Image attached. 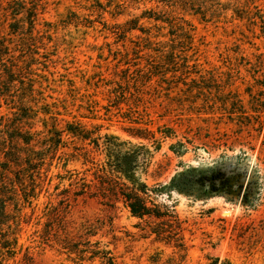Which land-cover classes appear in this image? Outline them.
Listing matches in <instances>:
<instances>
[{"label": "rangeland", "instance_id": "374dc122", "mask_svg": "<svg viewBox=\"0 0 264 264\" xmlns=\"http://www.w3.org/2000/svg\"><path fill=\"white\" fill-rule=\"evenodd\" d=\"M34 9L39 19L30 36ZM12 10L22 11L18 19L25 22H15ZM257 10L264 11V0H0V42L29 85L0 91V120L22 109L32 120L17 119L28 121L24 128L32 133L43 131L44 118H56L59 130L78 123L94 137L146 146L150 165L129 173L150 187L169 185L156 203L174 207L186 247L179 252L149 236L150 227L121 202L75 199L105 155L87 147L96 165L63 169V153L85 148L66 137L68 148L46 166L38 199L25 208L8 206L21 222L22 252L4 264H21L26 250L33 264H90L53 241H85L90 233L117 264H152L157 254L180 264H264V36L251 16ZM151 11L158 22L148 20ZM142 28H151L158 38L148 40L157 45L147 43ZM61 201L62 228L42 244L35 232L46 222L45 208Z\"/></svg>", "mask_w": 264, "mask_h": 264}, {"label": "trees", "instance_id": "16d2710c", "mask_svg": "<svg viewBox=\"0 0 264 264\" xmlns=\"http://www.w3.org/2000/svg\"><path fill=\"white\" fill-rule=\"evenodd\" d=\"M12 12L15 22H25L24 18L18 19L23 14L22 11L18 10L14 13L12 10ZM150 13L152 17L148 20L158 22L159 16L153 17V11ZM235 13L240 15L238 11H235ZM31 14L27 19L31 29L30 36L33 35L32 32L39 19L37 9H34ZM241 14H243V18L247 19L244 11L241 10ZM254 14L262 23L261 34L264 36V11L257 10L251 16ZM252 19L255 20L254 17ZM130 23L137 26L138 20H132ZM167 24L173 25V22L167 21ZM180 26L178 23L177 27ZM139 30L148 36L146 40L148 44H158L148 40L149 38H158L157 35L151 33V28ZM8 57H10L9 48L0 42V68H2L0 69V91L6 90V93L9 94L17 89L18 85L25 88H28L29 85L25 82V79L18 78L19 73L23 72V67L8 63ZM5 75L7 78H5ZM5 96L7 95L3 94V97ZM20 104L23 106V102ZM9 106L10 109H17L14 107L16 105ZM41 113L45 116H53L51 110L42 108ZM14 114L15 118L13 119L0 120V129L3 128V131H0V133H3L1 137H5H2L0 141V156L4 159L0 165V264H4L5 260L15 261L16 257L22 252L17 236V230L21 222L13 219V216L6 212L8 206L17 207L22 205L25 208L31 206L38 199V192L42 189L41 178L42 176L48 178L49 170L46 169V166L48 163L53 162L62 148H68L69 144L65 139L66 137L83 142L85 148L83 150L73 147L74 152L63 153V156H66V158H63L65 160L63 169L66 168L68 163H81L83 166L89 163L96 165V163L89 161L87 147H92L96 151L101 149V152L105 155V162L101 167L97 166V169L92 173L93 181L90 183L83 182L80 190L74 193L75 199L83 195H89L90 198H100L106 205L121 202L133 217L143 221L150 227L149 236H155L156 240L173 245L179 252L185 251L183 222L179 219L174 207L160 206L156 203V198L161 197L164 194L163 191L168 189L169 185L158 184L150 187L145 182L137 183L135 176L129 173V168H139L142 163L150 165L152 155L146 146L122 142L119 138L113 136L94 137L93 133H85L78 123H67L66 130H59L55 123V117L53 123H48L44 118L43 131L32 133L31 129L24 128L25 123L28 121L17 119L21 117L25 120H32L28 113L21 109L20 113ZM10 121H13V124H5ZM26 125L29 126L28 123ZM87 171L89 172V170ZM191 171L192 169H188L184 173L178 174L172 180V183L175 185L177 178L185 177L184 175L186 173L190 174ZM57 179L63 182L65 177L58 175ZM68 180L70 181L71 177ZM81 181H84V179H81ZM91 184L94 192H89ZM58 187H56V190H58ZM176 188L181 190L179 185ZM62 193H67V190H63ZM63 203L61 201L58 207L46 206L44 215L46 222L43 224L41 232H35L39 234L42 244L52 242L51 238L54 230L62 228L63 209L61 205ZM6 226L7 229H3ZM86 236L85 241H75L67 237L64 239L55 238L53 241L64 253L75 256L81 262L95 264L96 261H99L101 264H117L112 254L102 248L99 242L92 243L89 240V238L95 236L94 234L90 233ZM160 258V254L152 257V264H180L172 259L162 262ZM21 264H33L28 250L23 253Z\"/></svg>", "mask_w": 264, "mask_h": 264}]
</instances>
